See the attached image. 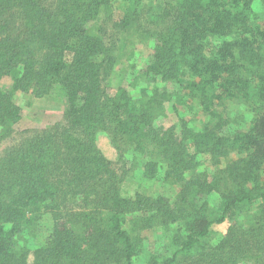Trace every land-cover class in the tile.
Instances as JSON below:
<instances>
[{
	"label": "trees",
	"instance_id": "obj_1",
	"mask_svg": "<svg viewBox=\"0 0 264 264\" xmlns=\"http://www.w3.org/2000/svg\"><path fill=\"white\" fill-rule=\"evenodd\" d=\"M253 1L159 0L155 11L133 6L114 21L155 41L138 78L185 89L183 106H172L180 123L163 130L154 121L169 91L152 86L135 99L126 86L111 94L104 86L115 61L103 23L111 0H0V80L11 79L0 86V144L12 139L0 155V264H264V21L254 22ZM17 92L59 98L61 119L16 133ZM186 97L206 119L199 127L182 118ZM231 99L253 117L228 135L218 108ZM98 133L116 161L97 146ZM190 146L210 156V173H189ZM132 163L174 193L127 197ZM45 213L51 232L31 251L25 241ZM226 220L238 231L213 244V224ZM146 229L161 232L159 252L142 245Z\"/></svg>",
	"mask_w": 264,
	"mask_h": 264
},
{
	"label": "rangeland",
	"instance_id": "obj_2",
	"mask_svg": "<svg viewBox=\"0 0 264 264\" xmlns=\"http://www.w3.org/2000/svg\"><path fill=\"white\" fill-rule=\"evenodd\" d=\"M157 1L159 0H111V17L106 19L110 20V23H103L105 24L107 34L110 35L113 40V53L115 55V61L109 69L108 74L105 76L104 86L110 94L114 92L117 87L126 86L129 90V94L135 99L142 97L152 86H155L159 90L169 91V99L164 101V116L161 115L157 117L155 121L153 119L154 124L157 127H162L163 130H165L168 127L170 128L171 126L176 125L175 123H180L179 117L181 116L176 114V111L174 112L172 106H177V109H179L180 106H183L180 100L184 99L181 95L185 93V89L182 90L177 83L165 82L159 77H155L154 80L145 76H140V78H138V72L140 71L139 75H142L141 71L149 61L155 41L151 36L146 37L136 35L133 28L121 29L120 27L118 28L114 26V21L121 19L123 13L130 7L133 9V6H139V8L141 6L142 10L149 7L151 10L155 11V3ZM252 6L256 15L254 22H263L264 3L254 0ZM142 16L143 19H145V13ZM147 25L149 24H146V26ZM149 27L150 25L148 26V29L151 30L154 28L153 26L151 28ZM10 84V77L4 76L1 78V87H8ZM186 99L188 100L187 103L189 107H187L181 114L182 118H185L186 120L191 119L190 123L199 127L201 123L206 121V119L201 112L199 113V109L195 106L194 102L190 101L187 97ZM14 101L21 108V117L14 125L16 133L21 132L24 129H34L48 126L61 119L64 109V104L59 98L34 97L29 94V92H17L14 96ZM218 109L225 117L230 119V123L223 129L225 134L231 135L235 131H246L249 128L253 113L248 109L246 104L242 103L240 100L231 99L225 101ZM196 123H199V125ZM179 130L180 129L178 127V129L174 131L175 133H178ZM11 143L12 139L4 140L0 144V155L4 153V150L7 149L9 145H12ZM96 143L100 150L104 153L105 157L109 158L111 161H116L120 156L105 133H98ZM189 152L194 153L196 156L194 159L196 165L189 173H202L204 170L210 173L215 168L208 154L201 152L197 153L196 149L191 146L189 148ZM233 155L234 153L231 152L227 157L221 159V163L217 166V168L223 167L228 159H231ZM141 173L142 168L139 163H132L128 177L124 184H122V193L128 195L127 197L132 199L135 191H142L144 193L154 195L162 194L165 196H171V194L174 193L175 190L170 184H167L159 179L143 178ZM159 173L162 174L160 171ZM207 202L209 208L212 209L215 207L218 204L217 193H210L207 196ZM240 219L242 222L245 221L242 217H240ZM37 224L39 225V227H37L38 225L36 226L38 230L35 229L37 234L35 233V235L27 236L28 239L25 241V243L29 244L27 247L31 249V251L42 245L44 243V238L51 232L52 219L50 214L45 213L41 216L38 219ZM213 229L216 233L211 240L213 241V244H215L222 240L226 233H230V231H233V233L238 231L239 225H235L232 220H226L222 223L213 224ZM142 239V245L144 244L147 248L152 247L153 250H156L157 252L160 251L159 248L162 243V239L161 232L158 231V229L144 230L142 233ZM136 262L137 264L141 263L139 258L136 259Z\"/></svg>",
	"mask_w": 264,
	"mask_h": 264
}]
</instances>
